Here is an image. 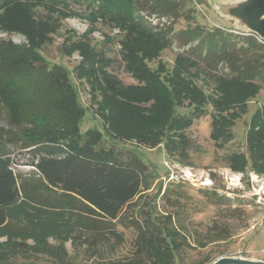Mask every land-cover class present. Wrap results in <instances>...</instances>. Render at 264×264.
I'll use <instances>...</instances> for the list:
<instances>
[{"label": "rangeland", "instance_id": "374dc122", "mask_svg": "<svg viewBox=\"0 0 264 264\" xmlns=\"http://www.w3.org/2000/svg\"><path fill=\"white\" fill-rule=\"evenodd\" d=\"M187 1L193 14L191 24L197 22L208 28L219 27L258 39L234 19L222 18L213 7V1L217 0ZM14 3H19V7L13 11V22H40L54 28L48 34L50 41L44 43L40 53L49 64L66 67L76 85L84 107L81 131L91 130L77 146L79 150L97 155L98 150L110 149L117 157L126 159L134 155L146 165L149 189L143 192L135 209L131 208L126 217L143 224L147 215L144 212L149 210L161 225L175 226L185 238L177 253V264H210L220 257L264 261V209L255 202V194L264 192V138L259 135L260 131H264V82L241 81L233 84L221 75L229 74L224 66L218 64L216 73L204 69L180 53L178 41L162 43L158 33L164 29L145 19L138 20L140 24H126L128 26L123 25L120 29L104 18L97 6L87 5L84 0H0V16L6 6ZM138 13L141 15V11ZM186 25L184 18L175 17L168 34L172 36ZM23 26L24 23L19 24V30L0 28V40L15 44L18 42L12 39L16 37L23 39L21 44L27 45ZM67 37L82 41L83 47L87 44L98 51L102 61H95L93 65L98 75L99 69L106 72L103 84H91L90 73L75 77L74 67L83 60V56L77 49L68 55L62 52ZM152 71L160 72L157 77L161 79L163 76L174 77L177 84L172 83V86L179 92L178 96L164 89L153 91L154 94L147 98L140 94L145 79ZM153 78L156 79L155 76ZM235 88L241 90L244 95L241 97L246 99L243 102L236 99L221 111L223 103L232 99L230 94L237 92ZM55 93L58 95V91ZM105 94L117 101L130 99L131 104L141 108L138 109L140 112L134 111L127 120H122L121 125L118 124L114 116L107 115V110L103 111L106 115L99 112ZM30 96L24 98L37 99L40 108H46L49 100L58 104L55 98L46 99L43 89L37 92V96ZM192 96L201 97L204 105L203 110L200 108L202 113L190 116L192 112L187 111L188 116L183 118ZM171 100L180 107L179 114L182 116L174 115L179 123L185 120L181 129L189 139V146L185 154L176 151L175 155L167 156L159 136L153 138L148 133L157 132L164 126L154 123L158 117L154 115V109L163 106L165 109ZM245 104L246 111L242 112L241 107ZM5 108L0 106V146L8 149L14 160L20 163L15 165L16 171L32 174L31 167L23 164L28 156L19 152L22 145L19 138L25 137V134L22 131L18 133V128L10 124ZM257 109L258 114L253 119ZM230 119L233 122L228 121ZM214 126L222 133L212 135ZM233 155L238 158L230 162L229 157ZM8 210L17 218L16 208ZM167 214L170 218L165 216ZM32 217L40 218L37 214ZM44 219L48 224L56 221L52 216ZM125 231V242L119 247L117 255L109 259H123L131 253L132 232ZM10 237L0 228V248ZM67 248L74 253L69 242ZM78 253L77 264H98L108 260L105 257L94 258L90 253L83 254L82 249ZM0 264L50 263L16 255Z\"/></svg>", "mask_w": 264, "mask_h": 264}, {"label": "trees", "instance_id": "16d2710c", "mask_svg": "<svg viewBox=\"0 0 264 264\" xmlns=\"http://www.w3.org/2000/svg\"><path fill=\"white\" fill-rule=\"evenodd\" d=\"M84 1L92 7L97 6L98 12L120 29L123 25L128 26L126 24H140L144 18L138 11L164 16L168 23L158 33L162 43L178 41L180 53L185 58L210 72L216 73L218 64L224 66L229 74L221 75L233 84L264 82V42L252 35L234 34L219 27L208 28L197 22L191 24L193 14L187 0ZM18 7L19 3H14L4 8L0 28L19 30V24L24 23L28 44L0 40V106L6 107L9 122L18 128V133L24 132L25 137L19 138L22 142L19 152L28 156L23 164L33 171L32 174L16 171L14 167L20 163L14 160L8 149L0 146V228L11 235L0 248V262L18 255L50 264H77L78 251L82 249L83 254L108 259L98 264H177V253L185 238L175 226L161 225L149 210L144 212L147 215L143 224L126 217L131 208L135 209L143 192L149 189L146 165L134 155L126 159L117 157L110 149L98 150L97 155L79 150L77 146L91 130L81 131L84 107L76 85L66 67L49 64L40 53L44 43L50 41L48 34L54 28L40 22H13V11ZM175 17L184 18L187 25L170 36L168 33ZM80 42L67 37L62 52L68 55L72 50H79L83 60L74 67L75 77L90 73V83L100 86L105 82L106 72L99 69L98 75L93 64L101 62L102 58L96 49L87 44L83 47ZM159 73L152 71L148 74V81L145 79L140 94L147 98L154 94L153 91L164 89L178 96L179 92L172 86L176 83L174 77L163 76L161 79L157 77ZM40 89H43L46 99L55 98L58 104L49 100L46 108H40L37 99L24 98L30 94V97L37 96ZM230 96L232 99L223 103L221 111L236 99L240 102L246 99L241 97L244 95L239 89ZM105 99L99 106V112L106 115L103 111L107 110V115L114 116L120 125L123 119L127 120L134 111L140 112L138 109H141L131 104L130 99L117 101L107 94ZM202 102L201 97L192 96L182 112L185 116L179 114L180 107L175 106L172 100L165 109L164 106L154 109V115H158L154 123L164 126L148 135L153 138L159 136L167 156L175 155L176 151L185 154L189 146V139L181 129L185 120L179 123L175 115L184 118L188 116L187 111L192 112L190 116L198 115L202 113L200 108H204ZM241 109L245 112L246 104ZM258 111H255L253 119ZM228 121L233 122V119ZM211 132L212 135L222 133L216 126ZM259 135L264 138V131ZM132 136L135 135L129 137ZM235 158L238 156L229 157V161ZM172 205L176 207L175 203ZM11 207L16 208L17 218L10 214L8 209ZM33 214L42 219L33 218ZM47 216L54 217L55 223L48 224L44 219ZM165 216L170 218L168 214ZM125 230L132 232H129L133 243L131 253L123 259H109L117 255L125 242ZM68 242L74 253L69 252Z\"/></svg>", "mask_w": 264, "mask_h": 264}, {"label": "water", "instance_id": "95a60500", "mask_svg": "<svg viewBox=\"0 0 264 264\" xmlns=\"http://www.w3.org/2000/svg\"><path fill=\"white\" fill-rule=\"evenodd\" d=\"M213 7L222 18L234 19L246 32L264 41V0H217L213 1ZM210 264H264V261L220 257Z\"/></svg>", "mask_w": 264, "mask_h": 264}, {"label": "built area", "instance_id": "2783aa9c", "mask_svg": "<svg viewBox=\"0 0 264 264\" xmlns=\"http://www.w3.org/2000/svg\"><path fill=\"white\" fill-rule=\"evenodd\" d=\"M141 15H143V18L145 20H147L150 24L151 23H154V25H160L161 27L165 26V24L168 23L167 21V18L164 17V16H159L155 13H147V12H144V11H141ZM14 42H18V43H15V44H21V41H23V39L21 38H16V37H13L12 39ZM258 40H260L258 38ZM262 41V40H260ZM264 42V41H263ZM256 198H255V202L257 204H260V207L262 209H264V192L262 191V194H255ZM262 218L264 220V212H263V215H262Z\"/></svg>", "mask_w": 264, "mask_h": 264}]
</instances>
